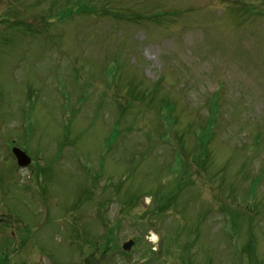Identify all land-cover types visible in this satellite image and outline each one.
<instances>
[{
	"label": "rangeland",
	"instance_id": "1",
	"mask_svg": "<svg viewBox=\"0 0 264 264\" xmlns=\"http://www.w3.org/2000/svg\"><path fill=\"white\" fill-rule=\"evenodd\" d=\"M83 6L0 0L2 264H264V0Z\"/></svg>",
	"mask_w": 264,
	"mask_h": 264
},
{
	"label": "water",
	"instance_id": "2",
	"mask_svg": "<svg viewBox=\"0 0 264 264\" xmlns=\"http://www.w3.org/2000/svg\"><path fill=\"white\" fill-rule=\"evenodd\" d=\"M13 152L17 158L18 164L22 167H26L30 164L31 158L28 156V154L23 151L22 149L15 147L13 149ZM130 245H127V249Z\"/></svg>",
	"mask_w": 264,
	"mask_h": 264
},
{
	"label": "trees",
	"instance_id": "3",
	"mask_svg": "<svg viewBox=\"0 0 264 264\" xmlns=\"http://www.w3.org/2000/svg\"><path fill=\"white\" fill-rule=\"evenodd\" d=\"M83 1L84 0H75V3L76 4H78V11H86V10H88V9H86V8H84V6H83ZM85 1H87V0H85ZM74 4H73V6L71 7V10L69 11L68 10V8L66 9L67 11H69L70 13H73L74 12ZM86 9V10H85ZM253 9V8H252ZM66 10H64L65 12H66ZM263 9H260V11H262ZM64 11H62L63 12V14H65L64 13ZM128 17V16H127ZM213 126V121H210L209 123H208V131H209V133L208 134H210V130H211V127ZM202 130L204 131V128H202ZM208 134H207V136H208ZM203 144H205L204 142H202V144L201 145H203ZM206 152V151H205ZM1 264V263H0Z\"/></svg>",
	"mask_w": 264,
	"mask_h": 264
},
{
	"label": "flooded vegetation",
	"instance_id": "4",
	"mask_svg": "<svg viewBox=\"0 0 264 264\" xmlns=\"http://www.w3.org/2000/svg\"><path fill=\"white\" fill-rule=\"evenodd\" d=\"M0 263L2 264V261L0 260Z\"/></svg>",
	"mask_w": 264,
	"mask_h": 264
}]
</instances>
